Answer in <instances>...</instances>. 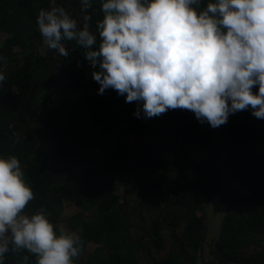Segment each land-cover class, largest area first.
Listing matches in <instances>:
<instances>
[{"label": "trees", "instance_id": "16d2710c", "mask_svg": "<svg viewBox=\"0 0 264 264\" xmlns=\"http://www.w3.org/2000/svg\"><path fill=\"white\" fill-rule=\"evenodd\" d=\"M56 3L82 23L81 0ZM92 5L95 31L102 19L101 0H92ZM49 7L50 0H0V31L8 34L0 43L4 57L0 70L6 76L0 87V157L20 159L34 193L26 211L47 209L59 230L67 202L81 210L69 220L82 241L74 264H140L141 252L165 249L166 228L179 238V247L152 264H197L206 231L204 211L219 199L226 213L203 264H264V159L244 149L264 142L261 119L250 110L231 115L221 150L220 126L214 151L216 128L201 124L191 111L169 110L151 119L137 118L135 102L125 103V97L112 89L98 94L100 85L92 79L83 49L72 51L70 43L68 57L55 50L38 54L43 45L36 19L41 8ZM18 46L24 49L21 62L15 59ZM60 87L84 95L54 105L51 97ZM130 135L138 140L133 142ZM165 137L191 140L201 150H210L211 158L193 164L199 176L196 181H170L163 214L150 217L144 226L143 215L142 222L136 220L131 205L116 189L122 186L127 196L138 193L148 211L162 201L165 191L154 176L171 173L164 155ZM222 157L223 173L218 167ZM85 212L92 216L87 218ZM135 229L140 232L135 234ZM180 229L181 235L176 233ZM91 243L97 246L87 256ZM248 247L253 251L243 256ZM34 261L25 251H9L4 264Z\"/></svg>", "mask_w": 264, "mask_h": 264}, {"label": "clouds", "instance_id": "9594fccd", "mask_svg": "<svg viewBox=\"0 0 264 264\" xmlns=\"http://www.w3.org/2000/svg\"><path fill=\"white\" fill-rule=\"evenodd\" d=\"M92 7L81 0V23L50 0L36 19L38 54L83 49L98 94L112 89L135 102L137 118L188 110L212 128L239 111L264 119V0H101L95 31ZM5 80L0 70V87ZM33 199L20 159L0 157V264L9 251L34 264H74L80 236L58 230L45 208L27 212Z\"/></svg>", "mask_w": 264, "mask_h": 264}, {"label": "rangeland", "instance_id": "374dc122", "mask_svg": "<svg viewBox=\"0 0 264 264\" xmlns=\"http://www.w3.org/2000/svg\"><path fill=\"white\" fill-rule=\"evenodd\" d=\"M8 37V34L5 32L0 31V43L3 42ZM16 61L21 62V56L23 54L24 49L20 46L16 47ZM6 69L7 66H6ZM84 95V92L81 90L76 89H66L59 92L53 99V104L57 105L63 100H74L80 99ZM231 115L229 116L228 122L225 125L221 126L222 133L220 134V150L221 145L223 142V135L225 127L231 122ZM261 128L264 129V119H261ZM130 139L133 142L138 140L137 136L130 135ZM164 155L165 158L171 163V173L168 177H165L163 173L158 172L155 174L154 178L159 181L164 188V196L162 201L159 204H155L153 206L152 211L146 210L141 202V197L138 193L133 194L132 196H127L125 194V190L122 186L117 185L116 192L120 195L124 202H128L131 205L130 212L134 215V218L140 222H142L141 214L143 215L144 226H147L149 223L150 217L157 218L163 214L166 204L169 201V190H170V181H175L176 183H184L187 181H196L199 176L195 173L193 164L199 163L202 159H210L211 158V151L210 150H201L197 145H194L191 140L188 139H177V140H170L165 137L164 139ZM111 148V147H110ZM108 149L110 152L111 149ZM245 153L250 156H256L259 158L264 159V142L259 144H249L245 148ZM219 154V153H218ZM218 167L220 171L223 173L225 171V163L224 159L219 158L218 160ZM81 210L76 207L72 203H66L64 214L62 216V222L59 225V229H63L64 231L73 232L70 228L69 220L75 216L76 214L80 213ZM226 213V206L222 204L219 199H215L212 204H210L208 213H207V234H206V241L204 243L203 250H201L198 254V263L203 264L204 259L206 258L208 252L210 251V243L213 242L220 233V227L222 220ZM198 215H202L198 213ZM85 216L90 218L92 214L90 212H85ZM139 223V222H138ZM182 229L176 231L177 234L181 235ZM139 229H135L134 233H139ZM77 233V232H75ZM173 231L169 228L164 230V235L166 236V247L161 252H156L155 250H151L149 252H141L139 255L140 264H152L155 258H162L166 257L169 252L174 251L179 247L180 240L175 239L173 237ZM79 234V233H77ZM96 244L91 243L87 247V256L91 254L94 249L96 248ZM253 249L248 247L244 249L243 256H247ZM194 253H192V256ZM191 264V263H187ZM233 264V263H232Z\"/></svg>", "mask_w": 264, "mask_h": 264}, {"label": "water", "instance_id": "95a60500", "mask_svg": "<svg viewBox=\"0 0 264 264\" xmlns=\"http://www.w3.org/2000/svg\"><path fill=\"white\" fill-rule=\"evenodd\" d=\"M66 89H69V88H68V87H60V88H58V89L55 91V93L52 95L51 100H53V98H54L59 92H61L62 90H66ZM215 131H216V134H215V145H214V151H215V149H216L217 136H218L219 127H217V128L215 129ZM218 195H219V194H217V196H218ZM210 204H211V202L208 203L207 206H206V210L204 211V218H206V215H207L208 208H209ZM207 229H208V226H207V223H206V231H205V235H204V237H203V241H202V245H201V250H203V247H204V243H205V240H206Z\"/></svg>", "mask_w": 264, "mask_h": 264}]
</instances>
